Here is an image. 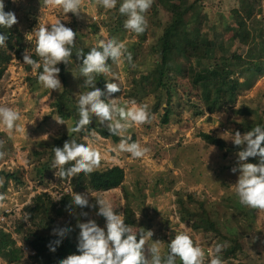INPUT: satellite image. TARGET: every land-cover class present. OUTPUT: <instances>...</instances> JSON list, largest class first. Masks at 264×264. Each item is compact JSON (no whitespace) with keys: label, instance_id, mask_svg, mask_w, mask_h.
<instances>
[{"label":"rangeland","instance_id":"374dc122","mask_svg":"<svg viewBox=\"0 0 264 264\" xmlns=\"http://www.w3.org/2000/svg\"><path fill=\"white\" fill-rule=\"evenodd\" d=\"M188 1L194 0H169V6L153 0L145 13L147 32L143 41L141 38L144 32L135 34L126 30L124 34L112 31L117 29L121 0H117L113 9H104L97 0H81L78 14H64L62 8L48 5L45 0H4V7L9 5V10L15 14L27 47L35 48L33 32L36 28L48 27L57 19L70 28L74 21L77 22V43L80 47L91 48L101 38L115 37L124 42L132 54V63L122 59L119 64L112 63L108 73L98 75L104 79V84L105 81L120 83L121 91L110 97L118 98V104L125 106L126 102L135 100L138 105H147L150 111L155 103V95L147 93V88L146 93H143L145 90L143 88L142 91L143 84L139 80L141 72L137 70V65L144 72L153 66V61L159 55L158 43L165 28L173 20L172 10ZM252 1L258 11L256 17L262 23V26H258L264 31V0ZM240 3L241 0H202L199 5L202 8L203 31L211 38L217 33L221 34L224 41L230 43V54H237L233 63L236 73L232 78L239 79L242 86L235 103L225 105L211 114L206 110L201 88L197 87L196 93L191 91L190 95L182 89H176L171 98V123H161L164 104L158 113L152 115L149 123L130 127L120 136H130L132 141L146 148L143 158H131L129 153L113 151L119 142L114 143L96 132L85 136L88 137L87 142H91L101 154L100 164L94 170L120 166L125 170V182L122 188L111 191H84L80 194H87L91 203H96V198H103L112 204L115 212L123 213L125 198L122 189L127 190L131 195L132 208L141 222L139 228L132 226L133 230L153 232L144 246L145 255L149 259L147 249L153 242L159 240L162 253H166L167 243L174 235L186 231L205 252V264L213 255H219L223 264H239L241 261L245 264H264V209L241 205L234 195L232 185L237 182L239 170L233 173L231 168L238 169V151H218L199 138L201 132H220L232 146L234 143L231 136L235 132L241 133L240 129L251 125H264V60H248V43L233 30L227 29L245 25L251 31L253 27H258L255 20L242 21L233 16L232 11L238 9ZM258 48L264 52V44L260 43ZM26 52L30 55L28 50L23 55ZM10 53L13 59L0 79V106L19 111L20 119L16 122L17 127L11 131L0 125V171H24L25 177L24 184L9 181L5 187L6 179L0 175V196L3 197L0 199V219L5 218L4 222L0 221V231L14 240L12 248L16 252L15 258L10 253L0 254V264H33V252L23 239L25 234L17 231L19 220L25 222V230L33 228L26 207L40 194H46L48 204L53 205L63 194L75 193L70 180L61 181L58 171L46 177V184H39L33 172L38 162L33 156V150H42L54 138L70 130L69 121L58 123L55 120L60 117L53 114V102L65 92V96L71 97L73 104L77 105L79 95L92 86L87 89L83 84L84 77L79 73L82 61L73 60L65 64L67 85L63 86L61 82L60 90L44 89L38 82L31 84L29 77L34 78L38 69L28 70L23 57H16L14 51ZM257 67L261 68L258 69L260 73H257ZM98 75L95 87L101 84ZM59 79L61 81L60 76ZM180 81L185 84L186 90H190L185 79L180 78ZM45 90L48 92L43 95ZM61 102L65 104L63 99ZM92 119L96 127L107 129L105 125L98 124L95 117ZM82 141L85 142L84 139ZM246 162H249L248 159ZM188 195L195 201H205L207 211L225 238L218 235L216 238L214 233L195 229L194 222L182 221L179 211L181 198L186 202L187 209L198 210L197 203L186 201ZM87 213L98 226H105L104 217L97 216L91 209ZM58 224L61 227L67 226L64 219H58ZM234 238H238L242 254L237 252L233 256L230 250L235 245L232 243ZM216 244L223 245L219 254L214 251ZM226 253L228 258L225 257Z\"/></svg>","mask_w":264,"mask_h":264},{"label":"trees","instance_id":"16d2710c","mask_svg":"<svg viewBox=\"0 0 264 264\" xmlns=\"http://www.w3.org/2000/svg\"><path fill=\"white\" fill-rule=\"evenodd\" d=\"M164 6H169V0H156ZM202 0H194L193 2H184L178 8L173 11V20L165 28L161 40L158 43L159 55L157 60L153 61V66L146 72L140 71L139 64L137 70L141 72L139 78L143 84L145 91L143 93H152L155 95V103L153 108L149 111L151 119L152 115L158 113L164 106V113L161 117V123L167 125L171 123L173 114V106L171 105L172 92L176 89H182L190 95L193 91L196 93L197 87L201 88L203 100L206 105L208 113L214 114L219 111L225 105H231L237 101L238 91L242 86L239 79L232 78V75L236 73L234 60L237 57L236 53L230 54V43H227L222 38L221 34L217 33L215 37L211 38L206 32L203 31L202 21V8L199 6ZM5 11L9 10V5L4 7ZM257 10L252 0H241L238 9L232 11L233 16L240 18V20H255L256 25H261V21L256 17ZM124 16L120 14L116 23L117 32L124 33L126 29L123 27ZM72 30L76 32L74 45L72 47L71 60L82 61L77 59L76 53L82 50V54H86L90 48L80 47L77 43L78 26L74 21L71 25ZM238 28L227 27L234 33H237L240 37H243L244 41L248 43V50L246 57L248 60L263 61L264 52L259 50V44H264V31L262 27H253V30H249L247 26L240 25ZM3 31L7 34V40L5 41L7 47L0 48V79L3 77L6 67L11 63L13 57L10 53L14 51L16 57L22 58L23 52L28 50L30 56L34 60H39L36 56L35 48L27 47L24 45V34L22 29L18 27L16 22L10 29H0V34ZM146 30L142 36V41L146 38ZM260 41V42H258ZM136 58V56H135ZM248 62V61H247ZM109 67L112 65V61H107ZM250 63V62H249ZM252 63V62H251ZM206 66V67H205ZM59 76L63 86L67 85V79L65 74V63H61ZM27 69L31 70V66L27 65ZM198 69V70H197ZM257 67V73H260ZM42 68L37 70L36 76L29 77L31 84L37 82V76ZM99 82L101 83L99 88L104 90V79L99 76ZM180 78L185 79L188 82L190 90H186L185 84L180 81ZM148 86V87H146ZM48 91L45 90L43 95ZM65 93V92H64ZM62 93L61 96L55 100L52 104L53 114L59 116L64 121L70 122V130L64 134L54 138L51 144H47L42 150H33V156L38 159L37 164L34 166V176L38 179L39 184H46V177L52 176L57 169L52 168V161L54 157V147H62L63 143L70 139H75L78 143L83 142V138L86 135L92 133H98L105 139H111L114 143L120 142V136L111 135L107 129H101L94 125L93 119L91 122L84 126L85 128L80 133L71 132V128L75 125L78 119V106L74 105L71 97H66ZM64 100L65 104L61 101ZM138 103L140 101L138 100ZM200 112L199 114H201ZM264 126L262 124H257ZM257 125H251L240 129L241 133H246ZM199 138L207 145L215 147L218 151H240L244 145H232L224 138L220 132L213 133H199ZM43 160V161H42ZM250 163H257L258 158L249 157ZM70 165H65L67 168ZM23 173V174H22ZM25 172H6L0 171V175L6 179L5 187L9 181H14L16 184H24ZM60 178V177H59ZM61 181L70 180V184L75 193H82L84 191L90 192H107L117 188H122L125 182V170L120 166H113L111 168L94 170L90 174L85 175L83 172L78 173L71 178H60ZM125 198V205L123 208V217L125 223L129 226L140 227V220L137 218L134 209L132 208L130 194L124 188L122 189ZM72 194H63L60 200L53 204H48V196L46 194H40L35 196L31 205L26 207L28 218L32 222L33 228L25 230V222L18 221L17 231L20 234H25L23 237L25 243L28 245L32 254L33 264H59V261L66 258L70 254H78L77 252V240L79 234L78 222H87L89 216H80L81 209L76 207L75 212L69 211L70 203L72 202ZM97 199V198H96ZM187 202H194L198 204L197 209L191 211L187 209L186 202L183 198L179 200V211L182 221L187 223L194 222V228L197 230H204L205 232L214 233L215 237H224V234L219 230L214 220L211 218L209 211H207L204 200H194L191 195H188ZM95 205L96 203H91ZM89 209L96 212L97 207L88 208L85 207L83 211L89 212ZM53 214V215H52ZM58 219H64L67 226L71 228L63 238H61L60 244L55 246V251H51L48 247L49 243L54 241L57 237L53 233L54 228H59ZM222 233V234H221ZM235 245L231 247V254L236 255L237 252L242 254V247L238 244V238H234L232 241ZM14 240L4 232L0 231V254L10 253L15 258L16 252L12 248ZM6 250V252H4ZM236 252V253H235ZM225 254V257L228 258ZM236 258L238 257L235 256ZM147 258V257H146ZM179 264V260H177ZM239 264H245L241 261Z\"/></svg>","mask_w":264,"mask_h":264},{"label":"clouds","instance_id":"9594fccd","mask_svg":"<svg viewBox=\"0 0 264 264\" xmlns=\"http://www.w3.org/2000/svg\"><path fill=\"white\" fill-rule=\"evenodd\" d=\"M153 0H121L118 12L125 16L124 29L135 34L145 31L147 20L145 13L151 7ZM45 3L53 7H60L63 13L78 14L81 0H45ZM104 9H113L117 0H97ZM17 22L12 11L4 10V0H0V29H10ZM35 53L39 60H34L27 52L23 55V63L31 66L33 71L42 68L37 76V82L47 90H60L62 88L59 79L61 62L69 64L72 56V47L76 32L57 19L48 27L40 26L34 30ZM7 34H0V48L7 47L5 41ZM79 64L80 76L84 77V86H92L90 90L79 95L77 100L78 119L71 128V132L80 133L95 117L97 123L105 125L111 135L121 136L130 127L149 123L151 120L147 105H138L135 100L126 102L125 106L117 103L118 98H110L113 93L121 91L120 83L105 81L104 90L95 87L96 76L110 71L107 61L114 64L127 59L132 63V54L126 48L124 42L112 38H101L91 47L86 54L82 50L76 53ZM116 80V79H115ZM117 81V80H116ZM50 94V92H49ZM20 119L19 111L0 106V125L11 131L17 127ZM58 123H64L60 118ZM107 122V123H106ZM98 138V137H97ZM85 142H77L75 139L67 140L62 147H54L52 168L58 170L60 178H71L78 173L90 174L99 166L101 154L99 150L83 138ZM234 145H244L237 153L238 169L231 168L233 173L239 170V176L234 188V195L241 205L252 209H264V126L257 125L243 135L239 131L231 136ZM131 141V142H130ZM126 152L131 158H143L147 149L131 137L121 138L113 151ZM249 157L258 158L257 163L246 162ZM65 165H70L65 168ZM0 199H3L0 196ZM96 204L89 203L87 194L74 193L69 211L75 212L76 207L81 209L80 216H88L83 211L85 207H97L96 215L105 218V226L97 225L95 220L78 222L79 228L77 240L78 254H70L59 261V264H205V252L201 246L194 243L186 231H180L167 243L166 253H162L160 241L152 243L147 249L150 259L145 255L146 241L153 236L151 230L134 231L125 223L123 213L114 211L110 202L103 198H97ZM183 228V225L181 226ZM56 239L49 243L51 251L60 244L71 228L68 226L54 228ZM223 245L216 244L215 253L222 252ZM208 264H223L219 255H213Z\"/></svg>","mask_w":264,"mask_h":264},{"label":"built area","instance_id":"2783aa9c","mask_svg":"<svg viewBox=\"0 0 264 264\" xmlns=\"http://www.w3.org/2000/svg\"><path fill=\"white\" fill-rule=\"evenodd\" d=\"M29 34H30V33H29ZM0 221H1V222H4V221H5V218L2 217V218L0 219ZM32 252H33V251H32ZM32 254H34V252H33Z\"/></svg>","mask_w":264,"mask_h":264}]
</instances>
